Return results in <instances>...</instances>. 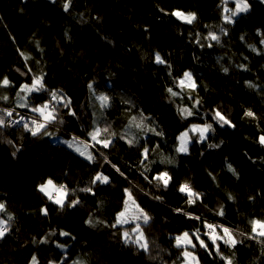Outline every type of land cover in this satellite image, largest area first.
<instances>
[{
  "label": "trees",
  "instance_id": "obj_1",
  "mask_svg": "<svg viewBox=\"0 0 264 264\" xmlns=\"http://www.w3.org/2000/svg\"><path fill=\"white\" fill-rule=\"evenodd\" d=\"M66 3L0 0V79L12 83L0 88V97H8L0 99V115L14 109L41 120L31 108L48 102L57 117L49 135L12 128L9 117L0 127V203L6 208L0 220L8 229L0 239V264H31L33 256L38 264H182L184 249L174 238L197 230L209 247L188 249L199 264H226L221 255L232 264H264V237L250 238L251 221L264 220V145L258 143L264 135V0H248L249 11L235 23L224 20L231 15L224 9H235L231 0H71L65 11ZM175 11L196 19L188 24ZM156 54L166 63H157ZM185 72L194 89L178 85ZM39 76L47 91L20 90ZM99 87L108 89L113 105L110 98L102 106ZM60 95L70 101L67 107L57 102ZM116 106L118 114L110 117ZM216 110L235 127L216 124ZM249 111L255 118L245 115ZM209 123L215 132L208 139L197 142L196 133L187 154L177 151L184 131ZM95 129L97 139L111 141L107 148L89 135ZM60 137L82 144L93 160ZM165 170L172 177L167 189L149 183ZM98 173L109 183L93 184ZM48 180L69 192L63 207L39 190ZM185 182L200 193L195 203L178 191ZM125 189L151 217L147 224H116ZM73 200L79 203L69 207ZM205 221L217 232L229 228L242 243L217 240V254L204 235ZM136 224L147 250L131 242Z\"/></svg>",
  "mask_w": 264,
  "mask_h": 264
},
{
  "label": "snow or ice",
  "instance_id": "obj_2",
  "mask_svg": "<svg viewBox=\"0 0 264 264\" xmlns=\"http://www.w3.org/2000/svg\"><path fill=\"white\" fill-rule=\"evenodd\" d=\"M71 3V0H68V3L64 5V10L68 11L69 5ZM250 5L248 3V0H235V9H229L225 8L224 12L225 13H231V15H225L224 20L226 23H235V20L233 19L234 17L240 15L241 13H247L249 11ZM172 15H175L177 18L183 20L184 22L191 24L195 19L196 16L194 13H189L185 14L180 11H175L172 13ZM209 38L214 41H219V37L215 35L214 33L209 34ZM261 43H264V40L261 41ZM211 47V45H209ZM23 55V53H21ZM27 59V57H25ZM155 60L157 63L160 64H165L166 61L163 60L159 54H156ZM227 71V69H225ZM178 85L181 87H189L194 89L196 87L195 81L192 78V74L190 72H185L183 77L178 81ZM12 83L11 81L7 78L4 77L0 79V88H7L11 87ZM89 87H92L89 85ZM21 91L26 92L28 95H30L33 92H41V91H47L45 88V85L43 83V76L39 77H33L32 83L31 84H25L21 87ZM168 91L173 95H178V93H175L172 91V89H168ZM50 95L54 100L57 99L58 93L56 92H51ZM0 99H3L4 101L8 100L7 96L0 97ZM21 99L27 100V95L25 97H22ZM98 99L102 102V106H105L109 100V97L105 95H101L98 97ZM58 103L63 104L64 107H67L70 101H65L64 97L62 95L59 96V100L57 101ZM196 103H199V101H196ZM23 107H27V103L24 105H21ZM31 111L38 113L40 117H42V120H37V119H32L31 124L34 125V127H29L28 124H24V127L28 129V131L33 135V136H38V135H49L50 133L47 132L48 125L51 123H55L57 121L56 115H54L56 109L55 108H50V105L48 102L40 105V106H32ZM182 114H186L187 116L193 115L192 111L189 109H181L180 110ZM14 114V109L13 110H5L3 115H0V127H6L7 126V121L5 117H12ZM73 116L75 113H71ZM246 116L253 117L255 118V114L251 111L245 113ZM24 118L21 117L19 120H15L14 123L20 124L21 121ZM135 119V118H133ZM211 119L218 124L220 127H224L225 125H228L229 127H235L234 124L224 115L222 114L219 110L214 111V114L212 115ZM62 122V121H61ZM139 127V125H137ZM192 132L198 134V139L197 142L203 143L206 139H208V133L215 132V129L213 128L212 124H204V125H196L193 124L190 129ZM107 131V129H105ZM91 138L96 141L97 144H100L102 147L107 148L110 144L111 141L108 139H97V137L100 135V129H95L93 132L89 133ZM159 135V133H157ZM75 139V138H74ZM181 143L180 146L177 148V151L182 152V153H188V143L191 142V138H189L188 132H184L181 134L179 137ZM258 143L261 145H264V135H261L258 138ZM69 147H73V144L71 142L68 143ZM209 147H218L219 145H213L209 144ZM76 151H80L79 147L75 149ZM81 155H84L83 152H80ZM149 150L147 147L144 148L143 150V155L145 159L148 158ZM88 160H93V156L89 154L86 157ZM230 171H233L235 173V169L231 167V165L228 166ZM119 171V169H117ZM123 175V173H121ZM145 179H148V177H145ZM172 181V177L169 175L168 171L165 170L163 172H158L155 174L152 179L149 181V183L153 182H159L158 187H163L164 189H167L169 186V183ZM96 182L100 183H109V178L107 176H104L102 174H97L93 177L92 183L95 184ZM52 181L48 180L46 185H41L39 190L44 193L45 195H48L50 199H52L51 195L48 193L47 189L48 186L52 185ZM63 194H66V189L61 186V188L58 190ZM82 191L85 192H91V188H84ZM178 191L180 193H183L187 197V202L189 204L195 203L196 200H199L201 198L200 193L194 191L192 186L185 182L180 185ZM126 195L128 197V200H132L133 204H135V199L132 196L131 191L128 189H125ZM94 194V193H93ZM231 198V197H230ZM155 199L160 200L162 199L159 196H156ZM128 200H125V205H127ZM54 203L60 205L61 207L64 206V200L63 198L60 199H55ZM77 203H79L78 200H73L69 202L68 206L69 207H74ZM136 208L140 212V216L138 219H142L144 224H147L151 217L148 215L146 211L143 209L139 208V205H136ZM44 214H47V209H42ZM127 211V208L125 209ZM177 212H182V209H177ZM0 212H6L5 205L3 203H0ZM220 216L224 215L223 208L219 210L217 213ZM188 215V214H186ZM125 216V212H120L117 216L116 219V224H125L128 223L129 221L127 219H122ZM189 218H194L199 220L200 217H191L189 215ZM92 221L89 220V223ZM116 224H113L112 226L115 227ZM252 224V235L250 238L251 239H256L257 236L259 237H264V220H253L251 221ZM205 227L209 230L208 232H205L204 235L208 237V239L212 242V246L215 249L217 254H220V245L217 244V240L222 241L224 244H228L230 247H235L237 243H242V241H238L234 234L231 232V230L227 227L219 226L220 227V232H217V225L208 223L205 221ZM8 229L6 226L5 221L0 220V239H3L7 233ZM133 232L137 234V237L134 241H131L132 243L138 244L141 248L147 250V242L144 237L143 231L141 230L140 224H136L135 227L132 229ZM64 236H68L69 233H61ZM123 237L126 242L128 241L129 233L126 231L123 233ZM176 241V246L183 248L184 251L182 252V255L185 258V264H199V258L195 255L194 252L189 251V248H196L197 244L204 248L206 251L209 250L208 244L205 242L204 239L201 238V235L199 234V230L196 232L189 234L188 232H183L181 235L176 236L175 238ZM196 241L194 243L193 241ZM211 254V252H209ZM222 259L226 260V264H232L231 260H228L227 258L223 257L221 255ZM31 264H38V261L35 256L32 257Z\"/></svg>",
  "mask_w": 264,
  "mask_h": 264
},
{
  "label": "rangeland",
  "instance_id": "obj_3",
  "mask_svg": "<svg viewBox=\"0 0 264 264\" xmlns=\"http://www.w3.org/2000/svg\"><path fill=\"white\" fill-rule=\"evenodd\" d=\"M231 1H234V2H235V0H231ZM241 14H243V13H241ZM238 16H239V15H238ZM182 21H183V20H182ZM98 90H99V92L102 93L103 95L109 97V99L112 98V97L110 96L109 91H108V89H107L106 87H99ZM113 101L116 102V100H114L113 98H112V100L110 99V102H111L110 105H113ZM112 107H113V106H111V108L108 109V111H110V110L112 109ZM118 112H119V107L116 106L115 109L112 110V114H111V115L108 114V115H109L110 117H113V116H116V115L118 114ZM191 126H192V125H191ZM191 126L189 127V129L186 130V131L188 132V134H189V138H191V142L188 143V150H189V145L193 142V140H192V139H193V138H192V135H196V133H194V132H192V131L190 130V129H191ZM201 126H202V125H201ZM186 131H184V132H186ZM184 132H183V133H184ZM209 133H210V132H209ZM209 133H208V134H209ZM180 136H181V135H180ZM60 138L63 140L64 144H66L67 146H68V143L71 142V143L73 144V147H69V146H68V147L71 148L72 150H74V151L77 152V153L83 152V153H84V155H83L84 158H86V157L89 155V153H86V151L84 152V147H83L82 144H80L79 142H77V141H72V140H70V139H68V138H65V137H60ZM180 143H181V141H180V139H179L178 147L180 146ZM77 147H79V149H80L79 152L75 150ZM180 153H181V154H186V153H182V152H180ZM46 184H47V182H46L45 184H43V185H46ZM60 188H61V187H60L59 185H57L56 183L53 182L52 185L48 186L47 191H48V193L51 195L52 198L54 197V199H52L53 202H54L55 199L63 198V200H64V205H65L66 202H67V197H68L69 192L66 191V194H63V193H61L60 191H58ZM46 196H48V195H46ZM48 197H49V196H48ZM126 200H128V197L126 198ZM55 204H56V203H55ZM57 205H58V204H57ZM136 205H138L136 202H135V204H133L132 200H128L127 205H125L124 209H123L121 212H125V216H124L122 219H127L129 222H128V223H125V224H122V226H127V225L135 224V223H143V220H142V219H138V217L140 216V212H139V210L136 208ZM58 206H60V205H58ZM126 208H127V211H125ZM139 208H140V207H139ZM117 216H118V215H117ZM119 225H121V224H119ZM134 233H135V232H134ZM135 234H136V233H135ZM136 235H137V234H136ZM189 251H190V250H189ZM191 252H192V251H191ZM72 264H82V260L77 259V260H75ZM182 264H185V261H184Z\"/></svg>",
  "mask_w": 264,
  "mask_h": 264
},
{
  "label": "built area",
  "instance_id": "obj_4",
  "mask_svg": "<svg viewBox=\"0 0 264 264\" xmlns=\"http://www.w3.org/2000/svg\"><path fill=\"white\" fill-rule=\"evenodd\" d=\"M21 117H23L24 119L21 121L20 124L14 123L15 120H19ZM31 121H32V119H30L27 115L20 114L18 117H14V116L10 117L9 124L12 128H16L21 124H25V123L31 124ZM85 144L91 145V143H88V142H85Z\"/></svg>",
  "mask_w": 264,
  "mask_h": 264
},
{
  "label": "bare ground",
  "instance_id": "obj_5",
  "mask_svg": "<svg viewBox=\"0 0 264 264\" xmlns=\"http://www.w3.org/2000/svg\"><path fill=\"white\" fill-rule=\"evenodd\" d=\"M6 110H13V109H6ZM20 114H24V113H21V112H19V111L14 110V114H13V116H14V117H18ZM24 115H25V114H24ZM41 120H42V119H41ZM25 124H28V126L34 127V125H32V124H30V123H25ZM21 127H24V124L19 125V126L16 127L15 129H17V128H21Z\"/></svg>",
  "mask_w": 264,
  "mask_h": 264
}]
</instances>
